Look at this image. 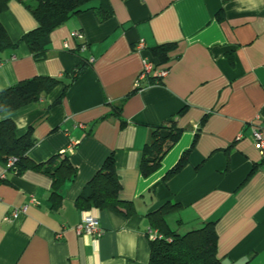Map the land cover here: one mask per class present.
I'll use <instances>...</instances> for the list:
<instances>
[{"label": "crops", "instance_id": "0c3cea01", "mask_svg": "<svg viewBox=\"0 0 264 264\" xmlns=\"http://www.w3.org/2000/svg\"><path fill=\"white\" fill-rule=\"evenodd\" d=\"M109 6L106 20L90 10L57 27L45 60L36 61L21 42L0 62V91L35 76L69 80L86 65L67 89L58 84L37 102L1 115L15 121L20 135L33 125V160L66 153L77 176L64 183L56 209L49 176L16 174L0 162L6 178L0 181V264H148L154 232L148 214L166 203L179 206L169 216L179 232L217 220L221 264H264V162L254 138L255 129L264 132V0H111ZM0 21L15 43L38 26L16 0ZM76 30L85 36V50L71 37ZM140 41L143 51H137ZM167 43L176 44L173 59L158 65L167 75L159 82L155 70L135 87L143 58ZM173 116L182 133L145 177L144 147ZM185 151L186 166L166 178ZM111 153L120 197L134 202L130 216L76 204ZM90 213L101 237L75 230Z\"/></svg>", "mask_w": 264, "mask_h": 264}, {"label": "trees", "instance_id": "16d2710c", "mask_svg": "<svg viewBox=\"0 0 264 264\" xmlns=\"http://www.w3.org/2000/svg\"><path fill=\"white\" fill-rule=\"evenodd\" d=\"M12 0H0V13L5 11ZM23 3L37 19L38 26L25 33L19 42H13L0 21V62L10 49L19 43L28 45L36 61L48 56L52 32L75 15L96 10L101 20L112 16L111 0H16ZM82 42L80 41L79 50ZM176 48L175 43L161 44L151 49L152 59L157 65L169 63ZM176 55L175 58H178ZM86 68L85 61L72 72L70 79L35 76L0 91V162L7 169L21 174L27 170L49 176L52 183V207L58 209L62 203V187L65 182L73 181L77 176V167L69 160V155L61 153L45 162H37L29 156V151L37 140L33 136V125L24 134H18L12 118H2L3 113L20 109L30 103L46 97L56 85L63 84L67 89ZM152 83V82H151ZM182 129L177 127L176 117H170L154 129L153 141L146 144L140 160L141 173L147 177L156 171L165 154L178 140ZM189 151H185L166 178L181 171L187 164ZM59 157L61 160L58 161ZM13 160V164L8 166ZM0 175V181H5ZM122 185L117 173L114 154L111 153L94 177L86 184L76 200L79 208H112L125 216L134 211V202L120 197ZM178 204L166 203L148 214L150 226L155 233L150 238V260L148 264H221L218 257V235L215 230L217 220L206 222L202 227L179 232L169 223V216Z\"/></svg>", "mask_w": 264, "mask_h": 264}, {"label": "built area", "instance_id": "2783aa9c", "mask_svg": "<svg viewBox=\"0 0 264 264\" xmlns=\"http://www.w3.org/2000/svg\"><path fill=\"white\" fill-rule=\"evenodd\" d=\"M71 37L75 38L79 41L82 42V45L80 46L81 50L86 49V41H85V36L83 32L76 30L71 33ZM65 48L69 49V43L65 42ZM145 49V45L143 42H139L137 45V51H143ZM91 62H93V58H91ZM156 70V75L159 80V82L167 75L169 72V69L167 68H160L156 62L152 59L151 56L144 57L143 58V66L142 70L139 73L136 82H135V87L140 88L143 83L149 80L151 74L153 71ZM150 82V81H149ZM241 137V136H239ZM254 138H255V145L256 148L262 158V161L264 162V132L259 129L254 130ZM13 164V160H11L8 164V166ZM4 175V174H3ZM75 230L78 235H96L97 237H101L104 234V230L100 225L99 219L95 214H87L83 220L75 226ZM155 233L151 232L150 238H154Z\"/></svg>", "mask_w": 264, "mask_h": 264}, {"label": "rangeland", "instance_id": "374dc122", "mask_svg": "<svg viewBox=\"0 0 264 264\" xmlns=\"http://www.w3.org/2000/svg\"><path fill=\"white\" fill-rule=\"evenodd\" d=\"M184 231V230H183ZM184 233V232H183Z\"/></svg>", "mask_w": 264, "mask_h": 264}]
</instances>
